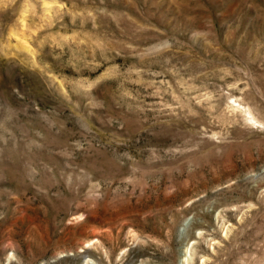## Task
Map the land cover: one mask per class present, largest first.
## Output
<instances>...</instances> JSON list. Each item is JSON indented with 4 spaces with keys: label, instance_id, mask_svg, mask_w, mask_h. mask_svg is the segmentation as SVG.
I'll use <instances>...</instances> for the list:
<instances>
[{
    "label": "rangeland",
    "instance_id": "rangeland-1",
    "mask_svg": "<svg viewBox=\"0 0 264 264\" xmlns=\"http://www.w3.org/2000/svg\"><path fill=\"white\" fill-rule=\"evenodd\" d=\"M0 264H264V0H0Z\"/></svg>",
    "mask_w": 264,
    "mask_h": 264
}]
</instances>
